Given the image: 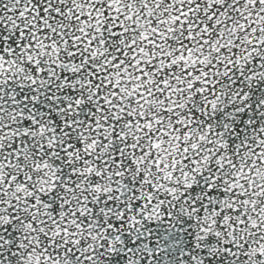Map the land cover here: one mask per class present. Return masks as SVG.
I'll list each match as a JSON object with an SVG mask.
<instances>
[{"label":"snow or ice","instance_id":"obj_1","mask_svg":"<svg viewBox=\"0 0 264 264\" xmlns=\"http://www.w3.org/2000/svg\"><path fill=\"white\" fill-rule=\"evenodd\" d=\"M0 264H264V0H0Z\"/></svg>","mask_w":264,"mask_h":264}]
</instances>
